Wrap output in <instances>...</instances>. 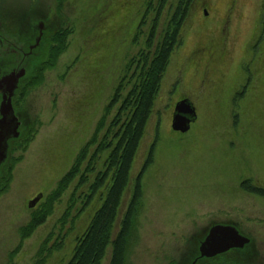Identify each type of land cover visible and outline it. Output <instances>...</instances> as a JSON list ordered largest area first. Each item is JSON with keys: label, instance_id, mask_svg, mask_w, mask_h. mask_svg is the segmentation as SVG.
Returning <instances> with one entry per match:
<instances>
[{"label": "rangeland", "instance_id": "1", "mask_svg": "<svg viewBox=\"0 0 264 264\" xmlns=\"http://www.w3.org/2000/svg\"><path fill=\"white\" fill-rule=\"evenodd\" d=\"M139 1L0 0L2 14L22 22L32 14L54 37L52 58L15 101L28 126L0 181V264H67L102 204V189L86 197L105 170L111 123L177 6L170 0L137 29ZM183 96L198 113L184 133L171 126ZM151 149L125 264H176L215 222L237 223L253 243L246 253L264 264V196L245 187L264 190V0L195 1L162 74L134 176Z\"/></svg>", "mask_w": 264, "mask_h": 264}, {"label": "trees", "instance_id": "2", "mask_svg": "<svg viewBox=\"0 0 264 264\" xmlns=\"http://www.w3.org/2000/svg\"><path fill=\"white\" fill-rule=\"evenodd\" d=\"M169 1L140 0L139 23L136 28L138 29L139 25L145 22L149 13L153 11L160 12L167 6ZM195 1L197 3V0H177V6L170 22V29L167 30L166 35L157 44L153 52L143 55L141 58L139 69L137 73L135 72L137 81H135L134 86L124 97L111 123V140L104 142L105 145L102 148L109 149L107 157L103 160L105 170L101 174L97 173L98 175L91 183L86 202L90 201L95 193L101 189L100 194H104V199L83 234L77 237L73 255L67 264H102L110 245L112 250L108 264H125L129 237L133 229L135 214L142 198V177L145 167L152 159V149L149 152L146 165L136 176L133 175L134 164L154 110L155 98L160 90L162 74L166 69L171 54L179 44L181 29ZM30 17L33 19L32 15ZM87 23L89 22L86 21ZM51 33L52 28L47 25L42 33L39 46L34 49V55L27 58L28 72L22 79L21 85L32 81L39 69L52 58L53 47L49 46V44L54 37L52 38ZM38 35V30L31 27H23L21 41L25 50H29V46L35 43ZM150 40L152 41V38ZM128 68L129 66H127ZM21 114H23V111H21ZM26 123L21 126L20 136L10 141V153L12 145L27 134L25 128L28 124ZM8 161L9 157L1 166L0 181L6 174ZM69 176L70 174H67L62 181L67 180ZM83 183L84 179L81 181L82 185ZM131 184L129 202L120 221L119 230L112 240V230L117 221L123 198ZM245 187L252 189L251 192L253 193L264 196V190L261 187L249 188L251 187L250 185ZM40 223L42 221L33 223V227ZM197 239H199V244L196 241V245L199 246L204 237H197Z\"/></svg>", "mask_w": 264, "mask_h": 264}, {"label": "water", "instance_id": "3", "mask_svg": "<svg viewBox=\"0 0 264 264\" xmlns=\"http://www.w3.org/2000/svg\"><path fill=\"white\" fill-rule=\"evenodd\" d=\"M40 35L36 44L39 43L44 23L40 22ZM25 75V68L5 74L0 79V89L3 98L0 105V175L1 166L6 162L10 155V141L20 136L21 111L16 112L13 106V96L18 88L19 79ZM198 118L195 104L188 98L182 97L175 103L172 112L171 126L175 131L187 132L191 129L192 123ZM43 193H39L28 202L30 208H34L42 199ZM251 239L241 233L239 226L235 222L222 223L215 222L208 228L207 234L199 245L201 256L213 257L217 254L226 252L232 248H240L249 243Z\"/></svg>", "mask_w": 264, "mask_h": 264}, {"label": "flooded vegetation", "instance_id": "4", "mask_svg": "<svg viewBox=\"0 0 264 264\" xmlns=\"http://www.w3.org/2000/svg\"><path fill=\"white\" fill-rule=\"evenodd\" d=\"M203 11L208 14L207 9L205 7L203 8ZM31 15L32 14L28 15V18H26L24 22H22L21 18L19 19L14 17V19L12 20V18H10L7 13L2 14L0 12V79L5 74H9L13 71L17 72L20 69L25 68V75L19 79L18 88L16 89L15 95L13 96V106L17 113L20 111L16 109L15 101L18 92L21 88V81L27 75L28 72V62L26 61L27 58L34 55V49H36L40 44V41L38 44H36L38 38L37 37L35 43L29 46V50H25L21 41L23 27H31L35 30H38L40 35L41 30L39 27L37 28L39 22H43L44 25L47 26L43 20L37 19L36 17H34V15H32V18H34L31 19ZM204 43L205 40L203 39L196 48V50H199L200 47L204 45ZM6 54L9 55L8 58L4 57ZM2 98L3 92L0 89V105L2 102ZM252 244V241H250L243 247L232 248L226 252L217 254L213 257L201 256L199 246L196 245L190 250L189 255L187 257L181 259L176 264H256L254 263L255 260L250 258V254L246 253V249L252 246Z\"/></svg>", "mask_w": 264, "mask_h": 264}, {"label": "crops", "instance_id": "5", "mask_svg": "<svg viewBox=\"0 0 264 264\" xmlns=\"http://www.w3.org/2000/svg\"><path fill=\"white\" fill-rule=\"evenodd\" d=\"M110 258H111V253H110ZM109 261H110V260H109ZM108 263H109V262H108ZM108 263H107V264H108Z\"/></svg>", "mask_w": 264, "mask_h": 264}]
</instances>
